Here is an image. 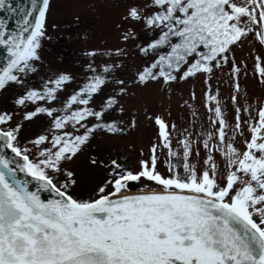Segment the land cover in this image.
<instances>
[{
    "label": "snow or ice",
    "instance_id": "1",
    "mask_svg": "<svg viewBox=\"0 0 264 264\" xmlns=\"http://www.w3.org/2000/svg\"><path fill=\"white\" fill-rule=\"evenodd\" d=\"M116 3L78 79L41 76L52 0H0V264H264V0ZM184 85L180 123L134 103Z\"/></svg>",
    "mask_w": 264,
    "mask_h": 264
},
{
    "label": "rangeland",
    "instance_id": "2",
    "mask_svg": "<svg viewBox=\"0 0 264 264\" xmlns=\"http://www.w3.org/2000/svg\"><path fill=\"white\" fill-rule=\"evenodd\" d=\"M53 8L49 16V22L56 27H49L48 35L50 40L45 39L43 43L44 73L60 69L70 72L78 79L85 75L84 66L87 63L83 53L90 49H105L117 42L114 22L117 17L118 5L116 0H52ZM79 17V20L76 18ZM97 64L102 62V58H97ZM38 79V78H36ZM34 82H36L34 80ZM250 89L256 95H260V90L254 87L249 81ZM188 85L181 86L172 94L161 92L149 86L145 99L141 101L139 97L134 103L138 108L147 105L151 110L164 115L166 118L176 119L180 123L184 113L178 107L180 96L188 97ZM196 106H200V86L197 83ZM224 95L227 98L228 91L224 88ZM201 111L203 109L201 108ZM171 112L172 116L168 117ZM151 135V125L142 123L141 128L133 135L113 140L99 139L93 142L90 155L100 152L102 155H112L113 158L134 162L141 147L146 148ZM87 161L81 157L75 167L86 168ZM99 173L98 175H102ZM96 176L88 178L89 183H94Z\"/></svg>",
    "mask_w": 264,
    "mask_h": 264
},
{
    "label": "water",
    "instance_id": "3",
    "mask_svg": "<svg viewBox=\"0 0 264 264\" xmlns=\"http://www.w3.org/2000/svg\"><path fill=\"white\" fill-rule=\"evenodd\" d=\"M13 2H14V3H17V0H13ZM23 2H24V0H19V3H20V4H22ZM0 16H3V17H5L6 19H8V17H7V13H6L5 10H0ZM8 26H9V28L14 27V19H9V24H8ZM3 55H4L3 50L0 49V64L3 63ZM135 189H137V188H133V190H135ZM43 196H44V197H47L48 194H47V193H44Z\"/></svg>",
    "mask_w": 264,
    "mask_h": 264
},
{
    "label": "bare ground",
    "instance_id": "4",
    "mask_svg": "<svg viewBox=\"0 0 264 264\" xmlns=\"http://www.w3.org/2000/svg\"><path fill=\"white\" fill-rule=\"evenodd\" d=\"M136 190H138V189H135V190H133V191H136Z\"/></svg>",
    "mask_w": 264,
    "mask_h": 264
}]
</instances>
